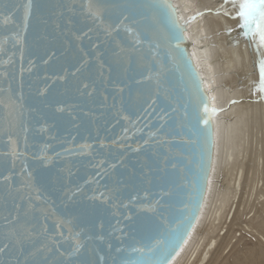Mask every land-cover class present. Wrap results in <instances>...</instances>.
Segmentation results:
<instances>
[{
    "label": "water",
    "instance_id": "obj_1",
    "mask_svg": "<svg viewBox=\"0 0 264 264\" xmlns=\"http://www.w3.org/2000/svg\"><path fill=\"white\" fill-rule=\"evenodd\" d=\"M168 2L179 48L165 0H31L27 18L0 0V264H170L184 246L215 120Z\"/></svg>",
    "mask_w": 264,
    "mask_h": 264
},
{
    "label": "bare ground",
    "instance_id": "obj_2",
    "mask_svg": "<svg viewBox=\"0 0 264 264\" xmlns=\"http://www.w3.org/2000/svg\"><path fill=\"white\" fill-rule=\"evenodd\" d=\"M212 96L215 153L201 214L170 264H264V47L245 37L242 0H175Z\"/></svg>",
    "mask_w": 264,
    "mask_h": 264
},
{
    "label": "snow or ice",
    "instance_id": "obj_3",
    "mask_svg": "<svg viewBox=\"0 0 264 264\" xmlns=\"http://www.w3.org/2000/svg\"><path fill=\"white\" fill-rule=\"evenodd\" d=\"M165 7L171 11L169 16V23L173 27V32L171 33V38L177 42V48L180 46V41L184 39L182 35L183 25L180 24L178 18L175 16V6L165 0ZM32 3L31 0H28L26 7V18L31 13ZM240 11L238 15L242 18L241 27L244 29L243 35L245 37H257L255 43V48L257 51L261 47H264V0H242L239 5ZM91 11V7L89 8ZM99 16V12L95 13ZM26 23V19H25ZM259 69V84L257 85V91L264 92V56H261L258 61ZM198 89L202 97V111L208 118L203 119L204 124L209 123L211 115L216 114L219 109L216 107H210V98L207 95V92L203 89V82L198 83ZM138 251H143V249H135Z\"/></svg>",
    "mask_w": 264,
    "mask_h": 264
}]
</instances>
